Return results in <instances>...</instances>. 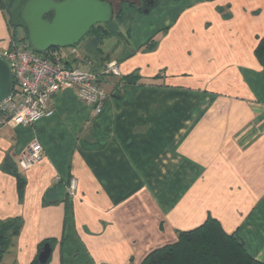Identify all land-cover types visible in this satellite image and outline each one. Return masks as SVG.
<instances>
[{
    "label": "crops",
    "instance_id": "obj_1",
    "mask_svg": "<svg viewBox=\"0 0 264 264\" xmlns=\"http://www.w3.org/2000/svg\"><path fill=\"white\" fill-rule=\"evenodd\" d=\"M124 1L111 37L67 48L68 66L99 74L102 113L63 88L50 116L0 131V221L20 225L0 264H38L46 244V264H141L209 216L264 264V0H165L148 14ZM36 137L43 157L24 169Z\"/></svg>",
    "mask_w": 264,
    "mask_h": 264
},
{
    "label": "built area",
    "instance_id": "obj_2",
    "mask_svg": "<svg viewBox=\"0 0 264 264\" xmlns=\"http://www.w3.org/2000/svg\"><path fill=\"white\" fill-rule=\"evenodd\" d=\"M40 54L33 50L28 39H12L0 55L12 65L13 89L0 101V131L6 126H30L37 120L50 116L53 97L63 88L76 91L79 99L92 105L95 114L102 113L108 93L99 75L90 63L68 66L67 48L56 47ZM108 71L120 74L116 63H110ZM44 147L36 137L23 153L21 166L30 169L38 164ZM77 181L69 183V194L75 195Z\"/></svg>",
    "mask_w": 264,
    "mask_h": 264
},
{
    "label": "water",
    "instance_id": "obj_3",
    "mask_svg": "<svg viewBox=\"0 0 264 264\" xmlns=\"http://www.w3.org/2000/svg\"><path fill=\"white\" fill-rule=\"evenodd\" d=\"M156 0H144L145 12ZM114 7L106 0H25L20 18L26 28L27 38L37 53L53 47L68 48L78 45L98 24L112 20ZM13 89L11 63L0 55V101ZM51 246L41 248L38 264H46Z\"/></svg>",
    "mask_w": 264,
    "mask_h": 264
},
{
    "label": "trees",
    "instance_id": "obj_4",
    "mask_svg": "<svg viewBox=\"0 0 264 264\" xmlns=\"http://www.w3.org/2000/svg\"><path fill=\"white\" fill-rule=\"evenodd\" d=\"M3 1L0 0V9L6 11ZM122 2L125 1L122 0ZM155 4H157V0ZM8 25L12 26V28L10 27L12 39H28L23 24L13 23L8 18ZM18 27L24 29V36L20 38L17 34ZM89 35L96 36L102 42L111 37L112 32L108 28V23L98 24L86 36ZM255 55L264 66V36L255 49ZM130 79H127L126 83L135 84V80L130 81ZM24 185L23 179H19L21 192ZM19 229L20 225L16 219L0 221V257L8 249ZM141 264H259V261L247 252L242 239L236 233H227L217 219L209 216L202 225L189 231L179 232L176 242L152 250Z\"/></svg>",
    "mask_w": 264,
    "mask_h": 264
},
{
    "label": "rangeland",
    "instance_id": "obj_5",
    "mask_svg": "<svg viewBox=\"0 0 264 264\" xmlns=\"http://www.w3.org/2000/svg\"><path fill=\"white\" fill-rule=\"evenodd\" d=\"M106 1H110L112 2V5L113 6H116L117 2H121L122 0H106ZM173 2H178V0H172ZM4 8L6 9V15L7 17L13 22V23H19V24H23L21 18H20V11H21V8L24 4V0H4ZM165 0H157V5L156 7H158L157 9L160 10L162 9L164 6H165ZM130 9H133L134 11H138L136 8H132V7H128ZM11 14H10V12ZM144 13L145 12V9L143 10ZM148 14V13H146ZM4 18V16H3ZM5 19V18H4ZM7 19V18H6ZM24 25V24H23ZM12 28V26H10ZM25 29V26L23 27ZM22 29L20 27L17 28L18 32L19 30ZM7 30V28H6ZM5 30V32H6ZM7 34V33H6ZM20 34V32H19ZM7 42V39L5 40L4 38L0 39V48L3 49V46L6 44ZM5 253H3L0 257V263H5Z\"/></svg>",
    "mask_w": 264,
    "mask_h": 264
}]
</instances>
